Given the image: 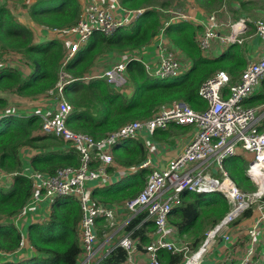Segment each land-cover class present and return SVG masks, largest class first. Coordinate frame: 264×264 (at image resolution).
Wrapping results in <instances>:
<instances>
[{"label":"trees","instance_id":"obj_1","mask_svg":"<svg viewBox=\"0 0 264 264\" xmlns=\"http://www.w3.org/2000/svg\"><path fill=\"white\" fill-rule=\"evenodd\" d=\"M173 2L120 0L124 7L144 8V11L110 35L94 32L67 62L63 70L70 78L62 87V96L73 107L66 120L69 128L88 133L97 140L127 122L151 117L161 106L175 100H183L199 110L206 106L198 94L204 80L218 70L241 72L245 59L240 46L232 44L217 57L204 56L196 40L200 27L186 19L170 21L166 9ZM237 2L238 9H234V3L230 2L232 10L238 14L236 18L249 13L251 1ZM194 3L204 11L212 12L226 4V0H194ZM17 8L24 10L22 15L25 13L29 23L20 20ZM80 14V0H0V58L13 54L19 63L0 69V173L10 175L8 185H0V264H80L82 261L84 250L78 226L81 210L73 195L53 198L43 217L40 215L33 222L22 223L20 217L17 218L22 208L33 199V181L24 172L25 160L29 157L25 155L26 150L35 151L28 158L30 167L27 170L31 168L49 175L65 166L77 167L80 164L79 151L70 141L42 134V117L38 112L23 113L15 109V112L2 115L11 106L10 94L36 99L41 94L50 96L48 91L51 89L57 93L55 87L65 54V41L61 37L46 39L35 31L40 32L44 27L72 26ZM161 29L170 44L190 62L179 76L162 78L149 74L142 61L132 59L125 71L128 91L116 89L102 77L87 78L97 70L95 68L102 58L106 63V59H112L118 53L140 49L149 44ZM20 66L29 71L25 73ZM72 90L82 91L81 96H71ZM159 129L162 130H156ZM134 150V147L130 149L127 159L116 157V161L130 165L136 153ZM137 151H141L139 146ZM96 165L97 162L92 161L91 166ZM246 165L240 155L227 157L223 163L237 186L253 191L256 186L246 175ZM147 173L141 168L130 175V184L124 181L117 188H95L92 197L103 202L119 201L128 194L132 197L142 189ZM180 199L179 205L171 209L167 221L176 227L180 239H191L192 244H187L195 249L204 239V229L214 226L228 212L229 204L221 193L215 191H183ZM247 214L249 211L244 213ZM146 217L147 211H139L123 228L124 232H131L132 237L138 239V248L150 242L147 232L155 229L153 221ZM106 228L102 218L96 219L97 237ZM22 252L25 255L19 257ZM182 256V253L165 249L158 251L160 264H179ZM92 264L131 263L126 250L114 245Z\"/></svg>","mask_w":264,"mask_h":264},{"label":"built area","instance_id":"obj_2","mask_svg":"<svg viewBox=\"0 0 264 264\" xmlns=\"http://www.w3.org/2000/svg\"><path fill=\"white\" fill-rule=\"evenodd\" d=\"M80 3L81 14L75 25L47 29L50 35L63 38L65 43L71 39L67 43V50L62 59L63 66L94 32L110 35L144 11V8L125 9L119 0H80ZM167 12L173 13L174 11L167 10ZM225 24L230 26L231 31L228 35L221 36L220 40L225 43L240 41L237 35L238 32L244 31L245 21L228 24L222 22L216 12H212L207 16L204 32L199 36L201 47H207L209 40L217 36L218 27ZM254 25L256 33L264 37V20L257 19ZM142 49L143 47L116 54V60L112 63L111 60L101 73H96L94 76L103 77L108 83L117 87L127 84L128 79L125 72L127 64L132 59L141 60ZM12 61L6 56L0 58V69L11 64ZM144 65L148 73L162 78L177 76L181 70L178 52L164 46L160 47L159 62L154 68L150 69L147 63ZM263 76L264 56L245 66L238 80L230 85L227 97L220 94L221 87L229 81L227 74L218 72L205 81L199 89V94L207 100L206 109L196 111L183 101H173L169 105L161 106L160 110L153 113L151 117L127 122L98 140L87 133L75 132L67 127L66 120L72 106L61 95L57 96L53 110L41 115V130L45 134H52L70 141L80 153V164L77 167L59 168L54 175L30 168L27 174L33 181V199L22 208L17 218L28 210H35L42 201L50 203L53 198L60 195L75 196L81 210L78 224L84 250L81 264H92L98 258L95 245V218L103 217L108 221L109 226L113 225L118 207L92 200L86 183L104 175V166L113 162L112 146L121 139L139 136L143 130L152 133L156 128H166L169 123L193 125L195 133L183 150L171 158L164 168L153 169L147 176L143 189L134 198L126 200L123 208L133 214L146 210L147 218L152 219L155 224L153 239L144 246L150 264H159L158 251L160 249L183 253L185 260L183 264H202V255L208 245L215 241L216 237L256 200V195L241 191L228 178L218 179L207 175L200 165L208 155L218 153V157L221 158L231 152L232 146L238 142H242L251 149H256L258 153L262 152L264 133L260 135L254 133L252 126L256 119L255 112L263 109L264 105L263 107L245 108L241 101L253 93ZM66 77L68 74L64 72L60 74V80L56 85L60 93ZM6 110L2 115L13 112L14 108L9 107ZM146 143L150 144L148 140ZM93 150H96L95 158L99 161L95 168L91 167ZM193 162L197 164L192 166ZM146 164L147 162H144L140 166ZM186 189L196 192L220 190L228 198L230 205L229 212L206 231L202 244L191 253L187 243L177 242L173 238L175 230L167 222L169 212L179 203L180 192ZM259 221H264V207L261 209ZM255 229L254 226L248 230L252 240L255 239ZM224 238L228 240L229 236L224 235ZM137 244V240L133 239L129 233L123 235L118 241V245L127 251L129 261H132L139 251ZM253 255L254 248L250 246L239 264H250Z\"/></svg>","mask_w":264,"mask_h":264},{"label":"crops","instance_id":"obj_3","mask_svg":"<svg viewBox=\"0 0 264 264\" xmlns=\"http://www.w3.org/2000/svg\"><path fill=\"white\" fill-rule=\"evenodd\" d=\"M231 3L232 4L234 3V9H238L239 6L234 1H232ZM230 6L232 7L231 4ZM185 13H188L191 15L192 22H193V19L196 20V22H193L195 25H199L201 29L203 28L205 19H206V15H205L206 13L202 8L196 7L195 4H193V6ZM246 14L248 13L243 14L242 17H244ZM23 15L25 16V13ZM20 20H22V22L24 23L30 22V21L25 22L24 18L22 19L20 18ZM40 33L43 36L46 34V32H43V31L36 32V34L39 36H40ZM241 40L242 42L239 46L244 55L245 65L248 62L257 60L260 57L264 56V38L257 35L254 32L252 26L247 27L245 33L242 34L241 36ZM160 43L165 44L168 48L175 49L170 44L167 37L164 36V37H161L160 39L159 36L156 35L149 44L143 47L141 54H140V57H142V60L146 59L147 63H149L153 67L156 66L159 61V55H160L159 44ZM226 48H227L226 46H221L217 41H213L211 48L207 52H204V55L207 57H217ZM179 58H180V61H182L183 63L189 62L187 59H186L187 61L184 59L185 57L181 53H179ZM14 63L19 64L17 61ZM20 68L22 70L25 69V73L29 71L27 67L20 66ZM226 71L229 72L228 70ZM239 74H240V70L236 71V73H230L231 82H234L235 80H237L239 77ZM8 96H10L11 104L15 103V106L13 108L18 110V112L29 113V112L35 111V112H39L43 114V113L53 110V108L55 107V102L53 103L54 99L44 94H41L36 99H30V98L18 96L16 94H10ZM263 102H264V76L261 78L258 86L254 89V92L250 96L244 98L241 101V103L242 105L246 107H252V106L261 104ZM202 108L204 107H201L200 109ZM256 123L258 124L259 128L264 127V112L263 111H259L257 113ZM194 133H195L194 126H191V125L182 126V125H175V124H170L166 129L155 130L152 133L145 131V130L141 131L140 139L143 140V144H144V141L146 144V146L145 145L142 146V152L145 154V157L143 158L141 162L146 161L148 163L146 166L143 167L148 171V173L145 175V179L153 168H160V169L164 168L172 157L179 154L183 150L184 146L192 139ZM145 139L149 141L150 143L149 145L146 143ZM120 146L121 144L118 143L117 145L113 147L112 154L114 156V161L111 164H106L104 166L105 168L104 175L97 179L90 180L86 183L87 188L91 190V193L93 189L95 188H102V189H106L109 187L117 188L124 181H126V184L127 183L130 184L131 179H132L130 175H134L140 169V167L137 169L129 168L132 164L125 165V164H120L116 161V157L127 159V156L130 152V150L120 151L119 150ZM236 152L237 154L243 155L246 159L251 158V153L243 151L241 148H238ZM33 153L34 152L29 150V152H26L25 155L30 157V155ZM28 158L26 157V160H25V165H26L25 168L30 167ZM139 163L138 164L136 163L135 165L142 164V163L141 164ZM212 171H213L212 172L213 174H217L216 167L214 164H213ZM127 198H129V194L128 196H125L119 201L104 202V203L121 204ZM95 200H98V199H95ZM100 202H103V201H100ZM48 207H49L48 201L40 202L36 206L35 210L28 211L20 217V219L22 220V223H25L26 221L33 222L38 216L40 217V215L43 217L44 213L48 211ZM260 214H261V211L256 206V207H253L249 211V214L241 216L240 218L235 220L233 223L229 224L228 227L224 229L220 233V235L216 237L215 241H213L212 243L208 245L207 250L203 253V256H202V264H237L241 261L243 255L245 254L246 250L250 246H253L254 248V256L250 264H264V221H259ZM115 220H116V227L111 228L109 230H112L115 233L113 236H111L112 238L114 236H117V238H119L124 233L123 232L124 225L130 220L128 211L122 207L119 208L116 211ZM170 225L175 228L174 238L176 241H185V242H189V244H192L191 239L187 241L184 239H180L177 236L176 227L173 224H170ZM254 226L256 227L255 229L256 234H255V239L252 240L251 236L248 233V230L250 228H253ZM210 228L204 229L205 230L204 235L206 231ZM147 235L150 236V238H152L153 232H147ZM224 235H228L229 239L226 240L224 238ZM105 240L106 239L97 243V246H98L97 252L99 255L104 254L114 244V241H111V240L105 241ZM202 240L200 241V243L202 242ZM144 245L145 244H142V247ZM132 261H134L133 264H149L148 257L143 250H139L134 255ZM175 264H178V263H175ZM179 264H182V262H180Z\"/></svg>","mask_w":264,"mask_h":264},{"label":"clouds","instance_id":"obj_4","mask_svg":"<svg viewBox=\"0 0 264 264\" xmlns=\"http://www.w3.org/2000/svg\"><path fill=\"white\" fill-rule=\"evenodd\" d=\"M237 5H238V3H236ZM166 12H167V10H166ZM212 12H216L217 14H218V16H219V19L223 22H225V23H228V24H230V23H235V22H239V21H241V20H244L245 21V29H244V31L243 32H241V33H239L238 32V35H237V38H239V40L240 41H234V42H227V43H225V42H223L222 40H220V37L221 36H224V35H228L229 33H230V31H231V29H230V26L229 25H224V26H219L218 27V29H217V36L216 37H214V38H211L210 40H209V44H208V46L207 47H205V48H202L201 47V45H200V42H199V36L204 32V27H205V24H206V19H207V16L209 15V14H211ZM212 12H207V11H205V15H206V19H205V23H204V26H203V28L201 29V27L199 26V25H196V26H199L200 28L198 29V32H197V34H196V40H197V43H198V46H199V48L201 49V51H202V53H203V55H204V52H207L210 48H211V46H212V41H217L221 46H226V47H228V46H230V45H232V44H238V45H240L241 44V42H242V40H241V36H242V34H244L245 33V31H246V29H247V27L248 26H252V28H253V30H254V32L256 33V29H255V25H254V22L257 20V19H263L264 20V18H262V17H254V16H252V15H250V14H246L244 17H242V15H240L239 17H237V18H235L233 21L232 20H228V21H225L224 19H223V15H222V13H227L228 11H227V8H226V5L224 4L221 8H219L218 10H215V11H212ZM174 14H176V18H174L175 20H171L170 19V21H178V19L179 20H181V19H186V20H189V21H191L192 19H191V15L190 14H188V13H180L179 11H174L173 12ZM245 14V13H244ZM248 18V19H247ZM245 19H247V20H245ZM192 22V21H191ZM193 22H196V20L195 19H193ZM77 23V22H76ZM75 23V24H76ZM74 24V25H75ZM70 27V26H69ZM64 28H66V27H64ZM47 29H52V28H43V30H41V31H43V32H46V35L50 38V37H52V38H55L53 35H50L48 32H47ZM236 29L238 30V28H237V26H236ZM159 33H161V34H158V36H159V38L161 39V37H164V33H163V29H161L160 30V32ZM257 34V33H256ZM258 35V34H257ZM260 36V35H259ZM261 37V36H260ZM262 38H264V37H262ZM87 42V41H86ZM85 42V43H86ZM84 43V44H85ZM84 44H82L81 46H83ZM80 46V47H81ZM159 46L161 47V46H164V47H166L167 49H171V48H168L165 44H163V43H160L159 44ZM171 50H174V51H176V52H178V56H179V53H181L179 50H177L176 48L175 49H171ZM65 51H66V46H65ZM65 53V52H64ZM76 53V52H75ZM74 53V54H75ZM183 55V54H182ZM6 56V55H5ZM74 56V55H73ZM184 56V55H183ZM205 56V55H204ZM7 57V56H6ZM185 57V56H184ZM207 57V56H206ZM186 58V57H185ZM209 58H213V57H209ZM261 58V57H260ZM187 59V58H186ZM179 60H180V58H179ZM188 60V59H187ZM140 61H142L143 62V60H142V57H141V60ZM159 62V61H158ZM189 63V65H190V62H188ZM249 63V62H248ZM247 63V64H248ZM67 64V63H66ZM65 64V65H66ZM144 64V63H143ZM149 66H150V64L149 63H147ZM180 64H181V62H180ZM246 64V65H247ZM64 65V66H65ZM189 65L186 67V68H184V69H181L180 70V73L177 75V76H179L183 71H185L188 67H189ZM245 65V66H246ZM63 65H62V67H61V71H60V74L62 73V72H64V73H66V74H68L67 72H65L64 70H63V67H64ZM145 66V65H144ZM155 67V66H154ZM153 67V68H154ZM245 68V67H244ZM243 68V69H244ZM146 69V68H145ZM243 69L241 70V72L243 71ZM147 71V70H146ZM218 72H224L225 74H227L228 75V77H229V81L226 83V84H224L222 87H221V96H223V97H227L228 95H229V87H230V85L233 83V82H231V77H230V73L229 72H227L226 70H218V71H216L212 76H210L209 78H207L206 80H204L203 82H202V84L205 82V81H207L208 79H210V78H212L213 76H215ZM241 72H240V74H241ZM96 73H98L99 74V72H97L96 70L95 71H93V73H92V76H90V77H87V78H94V77H97V76H94V74H96ZM150 74V73H149ZM240 74H239V76H240ZM176 77V76H175ZM68 78H70V75L68 74V77H66L64 80V83L65 82H67V79ZM103 78V77H102ZM239 78V77H238ZM128 79V78H127ZM59 80H60V75H59ZM238 80V79H237ZM237 80H235V81H237ZM234 81V82H235ZM59 82V81H58ZM57 82V83H58ZM129 82V81H128ZM128 82H127V84H128ZM202 84L200 85V87L202 86ZM57 85V84H56ZM64 85V84H63ZM63 87V86H62ZM200 87H199V89H200ZM56 89H57V87H55ZM199 89H198V94H199ZM52 90V89H51ZM254 92V91H253ZM48 94L50 95V97L52 98V99H55L57 96H60L61 95V97L63 98V96H62V89H61V93L58 91V89H57V93L56 94H54V91L52 90V92H50V90L48 91ZM199 96H200V94H199ZM201 97V96H200ZM202 98V97H201ZM204 101H205V104H206V106L204 107V108H202V109H199V110H197V109H194L190 104V107L191 108H193L194 110H196V111H202V110H204V109H206L207 108V106H208V103H207V100H205L204 98H202ZM65 100V99H64ZM56 101H57V99H56ZM56 101H55V105H56ZM67 101V100H66ZM175 101H178V100H175ZM179 101H183V100H179ZM68 102V101H67ZM183 102H185V101H183ZM69 103V102H68ZM185 103H187V102H185ZM70 104V103H69ZM188 104V103H187ZM263 105H264V102L263 103H261V104H258V105H256V106H252V107H246V106H244L245 108H255V107H258V106H262L263 107ZM72 109H73V107H72ZM52 111V110H51ZM259 111H263L264 112V107H263V109L261 108V109H259V110H257L256 112H255V116L257 115V113L259 112ZM15 112V111H14ZM71 112H72V110H71ZM70 112V113H71ZM39 113V112H38ZM40 115H42L41 113H39ZM42 117V116H41ZM170 124H175V123H169L168 125H167V127L170 125ZM177 125H179V124H177ZM182 126H186V125H182ZM191 126H193V125H191ZM166 127V128H167ZM166 128H161V129H166ZM156 129H158V128H156ZM155 129V130H156ZM252 129H254V133H256V134H258V135H260V134H262V133H264V127H262V128H259L258 127V124L256 123V119L253 121V126H252ZM72 130V129H71ZM154 130V131H155ZM74 131V130H73ZM153 131V132H154ZM40 132L42 133V134H45V133H43L42 132V130L40 129ZM75 132H81V131H75ZM83 133H85V132H83ZM88 134V133H87ZM46 135H49V134H46ZM90 135V134H89ZM105 136V135H104ZM103 136V137H104ZM140 136V135H139ZM102 138V137H101ZM96 140V139H95ZM98 140V139H97ZM71 143V142H70ZM118 143H115L113 146H112V148H111V155H112V157H113V161H114V156H113V154H112V149H113V147L115 146V145H117ZM72 145V144H71ZM73 146V145H72ZM238 148H241L243 151H246V152H249V153H251V158H250V161H247V159L243 156V155H241V154H237V149ZM29 150H31L32 152H35L33 149H30V148H28L27 150H26V152H29ZM25 152V153H26ZM95 153H96V150H93V160L92 161H96L97 162V164L99 163V161H97V159L95 158ZM178 155V154H177ZM233 155H240L246 162H247V165H246V175H247V177L255 184V186H256V189H257V192H255L256 191V189L255 190H253V191H245V190H242L239 186H237L236 185V183L234 182V180L229 176V174H228V172L226 171V169L224 168V166H223V163H224V160L227 158V157H230V156H233ZM80 156V155H79ZM175 157V156H174ZM173 158V157H172ZM218 153L217 154H215L214 153V155H208L204 160H202V164L200 165V166H202L203 167V171L208 175H210V176H212L213 178H218V179H223V178H228V179H230L241 191H243V192H246V193H255V195H256V200L252 203V204H250V206L249 207H247V209H245L243 212H241L240 214H239V216H237L236 217V219L235 220H237L238 218H240L241 216H244V213L246 212V211H250L253 207H258L259 209H260V211H261V209L264 207V192L263 193H258V189H259V186H258V184L254 181V179L251 177V175H250V170L253 168V166H255L256 164H258L259 162H263L264 163V148L262 149V152L261 153H258V151L256 150V149H251V148H249V147H246L242 142H238L236 145H233L232 146V150H231V152H229V153H227V154H225L224 156H222L221 158H219V160H218ZM146 162V161H145ZM141 163H144V162H141ZM141 163H139V164H141ZM91 164H92V162H91ZM111 164V163H110ZM148 164V163H147ZM146 164V165H147ZM197 163H192V166H195ZM213 164L215 165V167H216V171H217V174H213L212 172V168H213ZM145 165V166H146ZM97 166V165H96ZM95 166V167H96ZM66 167V166H65ZM92 167V166H91ZM95 167H93V168H95ZM140 167V169L141 168H143L144 166H140V165H135L134 166V168L135 169H137V168H139ZM63 168V167H62ZM129 168H132L131 166L129 167ZM153 169H155V168H153ZM152 169V170H153ZM151 170V171H152ZM150 171V172H151ZM149 172V173H150ZM225 173V174H224ZM47 174V173H46ZM149 175V174H148ZM147 175V176H148ZM146 179H147V177H146ZM146 179H145V182H146ZM145 182H144V185H145ZM144 185H143V187H144ZM143 187H142V189H143ZM141 189V190H142ZM140 190V191H141ZM139 191V192H140ZM184 191H189V192H194V193H210V192H214V191H210V192H196V191H192V190H184ZM138 192V193H139ZM183 192V191H182ZM215 192H219V193H221L222 194V196L226 199V201H227V197L223 194V192H221L220 190L219 191H215ZM180 194H181V192H180ZM180 194H179V203H180V201H181V199H180ZM137 195V194H136ZM136 195H134V196H132V197H129V198H127V199H125L124 201H123V203H121V204H119V203H112V204H107V203H104V202H100V201H98V200H95L93 197H92V193H91V190H90V197L92 198V200H94L95 202H98V203H103V204H106V205H109V206H117L118 207V209L119 208H123V204H124V202L126 201V200H128V199H131V198H134ZM60 196H62V195H60ZM75 197V196H74ZM76 198V197H75ZM228 202V201H227ZM179 203L177 204V205H179ZM229 204V203H228ZM121 205V206H120ZM177 205H175V206H177ZM174 206V207H175ZM117 209V210H118ZM126 210V209H125ZM229 210H230V205H229ZM229 210H228V212H229ZM128 211V210H127ZM146 211V210H145ZM139 212V211H138ZM138 212H136V213H138ZM227 212V213H228ZM135 213V214H136ZM170 213V212H169ZM226 213V214H227ZM128 214H129V216H130V219L135 215V214H133V213H130L129 211H128ZM225 214V215H226ZM169 215V214H168ZM224 215V216H225ZM223 216V217H224ZM222 217V218H223ZM98 218H102L105 222H106V225H107V230H109V229H111V228H115L116 227V220H115V217H114V224L113 225H110L109 226V223H108V221H106L103 217H96L95 218V224H96V219H98ZM221 218V219H222ZM146 219H148V220H151V221H153L152 219H150V218H147L146 217ZM167 219H168V217H167ZM220 219V220H221ZM219 220V221H220ZM234 220V221H235ZM130 221V220H129ZM128 221V222H129ZM218 221V222H219ZM233 221V222H234ZM128 222L124 225V227L128 224ZM168 222V221H167ZM217 222V223H218ZM233 222H231V223H233ZM154 223V222H153ZM216 223V224H217ZM230 223V224H231ZM169 224V223H168ZM215 224V225H216ZM155 225V224H154ZM170 225V224H169ZM171 226V225H170ZM123 227V228H124ZM213 227V226H212ZM174 228V227H173ZM155 230V229H154ZM154 230L152 231L153 233H154ZM174 230H175V228H174ZM95 231H96V229H95ZM123 232H124V230H123ZM126 233H129L130 234V236L132 237V235H131V232H124L123 233V235H125ZM122 235V236H123ZM121 236V237H122ZM121 237H119L117 240H116V242L111 246V248L114 246V245H118V241H119V239L121 238ZM133 238V237H132ZM173 238H174V234H173ZM204 238H205V236H204ZM133 239H135V240H137V242H138V244H139V241H138V239H136V238H133ZM152 239H153V237L152 238H150V242L152 241ZM175 239V238H174ZM80 240H81V238H80ZM97 232H96V242H97ZM204 240V239H203ZM203 240H202V242H203ZM96 242H95V245H96V247L98 248V246H97V244H96ZM149 242V243H150ZM177 242H185V241H177ZM202 242L198 245V247L202 244ZM149 243H147V244H149ZM185 243H187V242H185ZM138 244H137V247H138ZM147 244H145V245H147ZM82 245V244H81ZM144 245V246H145ZM188 245V244H187ZM120 246V245H119ZM144 246L142 247L141 246V248H139V250H143L144 251ZM198 247H196L195 249H191L190 250V253L191 252H193V251H196L197 249H198ZM110 248V249H111ZM123 248V247H122ZM109 249V250H110ZM124 249V248H123ZM108 250V251H109ZM166 250V249H165ZM168 251V250H167ZM107 252V251H106ZM127 252V251H126ZM145 252V251H144ZM171 252V251H170ZM172 253H176V252H172ZM180 253V252H179ZM105 254V253H104ZM128 254V253H127ZM146 254V253H145ZM103 255V254H102ZM101 254L99 255L98 254V252H96V257H100V256H102ZM182 255H183V253H182ZM245 255V254H244ZM243 255V256H244ZM203 256V255H202ZM254 256V255H253ZM253 256H252V258H253ZM97 258V259H98ZM243 258V257H242ZM149 260V259H148ZM242 260V259H241ZM128 261H129V259H128ZM184 257L182 256V264L184 263ZM252 261V260H251ZM82 262V261H81ZM129 263H131V264H133L134 262L133 261H129ZM150 263V262H149ZM240 263V262H239ZM239 263H237V264H239ZM251 263V262H250ZM81 264V263H80ZM159 264H160V260H159Z\"/></svg>","mask_w":264,"mask_h":264},{"label":"rangeland","instance_id":"obj_5","mask_svg":"<svg viewBox=\"0 0 264 264\" xmlns=\"http://www.w3.org/2000/svg\"><path fill=\"white\" fill-rule=\"evenodd\" d=\"M120 1V0H119ZM232 1H234L235 3H238L237 2V0H226V8H227V13H222V15H223V19L225 20V21H228V20H234L235 18H236V16L238 15L236 12H234L233 10H232V7L230 6V2H232ZM247 1H251L252 3L250 4V9H249V13L248 14H250V15H252V16H254V17H262V18H264V2H263V0H247ZM121 4V3H120ZM193 4H195L194 3V0H174V2H173V4L170 6V8H168V9H166V10H173V11H179L180 13H185V12H187L192 6H193ZM261 5H263V6H261ZM122 6V5H121ZM196 6V5H195ZM255 6H259V7H263L262 9H257ZM122 7H124V6H122ZM196 7H198V6H196ZM125 9H131V8H129V7H124ZM16 11H17V13H18V15H20L19 17L22 19V18H24V21L26 22L27 20H25V19H27V17L26 16H24V15H22V13H23V9H21V8H17L16 9ZM168 14V16H170V19L171 20H175L174 18H176V14H174V13H171V12H168L167 13ZM135 19V18H134ZM134 19H132V20H134ZM35 32H39V31H35ZM159 34H161V33H159ZM40 36L41 37H43V38H49L46 34L43 36L41 33H40ZM55 37V36H54ZM50 38H52V37H50ZM71 40V39H70ZM70 40H68L67 41V43L70 41ZM213 42V41H212ZM67 43H65L66 44V50H67ZM130 51V50H129ZM8 58H10V59H12L13 61H12V63H14V62H16V57H15V55H13V54H10V55H8L7 56ZM185 60H186V58H184ZM112 60V61H111ZM116 60V58H115V56L112 58V59H106V63H103V60L102 61H100V65H98V67L97 68H95V69H97L96 71L97 72H99V73H101L102 71H103V69L106 67V64L107 63H110V61H111V63L113 62V61H115ZM187 61V60H186ZM143 62L144 63H147V60L146 59H143ZM181 62V69H184V68H186L187 66H188V63L186 62V63H183L182 61H180ZM150 67V69H152L153 68V66H149ZM24 70V72H25V69H23ZM99 70V71H98ZM27 71V70H26ZM105 80V79H104ZM106 81V80H105ZM113 87H116V89H118V90H120V91H128L129 89H128V84H124L123 86H115V85H113V84H111ZM81 94H82V91H74V90H72L71 91V96H73V97H79V96H81ZM51 99V98H50ZM63 99H65L64 97H63ZM66 100V99H65ZM56 101V98L54 99V101H53V103ZM14 103V102H13ZM15 106V103L14 104H11V106H10V108L11 107H14ZM9 109V108H8ZM7 110H5V112H6ZM14 111H15V108H14ZM0 112H2V111H0ZM67 127L69 128V126L67 125ZM71 129V128H70ZM141 138V136H136V137H134V138H124V139H121V140H119V142L118 143H120L121 144V146H120V148H119V150L120 151H128V150H130V149H132V147H134L135 148V150H136V153H135V156H134V158H133V160H132V162H131V167L132 168H134V166H135V164L137 163V162H141V160L145 157V154L142 152V147H141V145L143 146V145H145L146 146V144H145V141H144V144H143V140H141L140 139ZM146 140V139H145ZM140 147V150L141 151H137V147ZM135 150H134V152H135ZM134 152H132L133 153V155H134ZM247 161H250V159H247ZM25 167H26V165H25ZM24 167V172L27 174L28 173V170H27V168H25ZM28 175V174H27ZM8 181H10V175H6V174H4V173H0V185L2 184V185H8ZM259 186V189H258V193H263L264 192V185L263 184H261V185H258ZM255 192H257V189H256V191ZM115 233L112 231V230H107V229H105L104 230V232H103V234L101 235V236H98L97 237V242H96V244L97 243H99V242H101V241H103L104 239H106V240H111V241H114V243L116 242V240L118 239L117 238V236H114L113 238L111 237V236H113ZM105 240V241H106ZM23 255H25V253L24 252H22V253H19V257H23ZM134 262V261H133ZM150 264V263H149Z\"/></svg>","mask_w":264,"mask_h":264},{"label":"bare ground","instance_id":"obj_6","mask_svg":"<svg viewBox=\"0 0 264 264\" xmlns=\"http://www.w3.org/2000/svg\"><path fill=\"white\" fill-rule=\"evenodd\" d=\"M250 175L258 185H264V163L259 162L253 166V168L250 170Z\"/></svg>","mask_w":264,"mask_h":264}]
</instances>
